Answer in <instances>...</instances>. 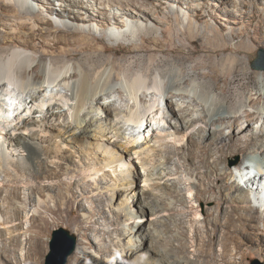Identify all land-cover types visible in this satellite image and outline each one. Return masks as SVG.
I'll list each match as a JSON object with an SVG mask.
<instances>
[{
    "label": "bare ground",
    "instance_id": "1",
    "mask_svg": "<svg viewBox=\"0 0 264 264\" xmlns=\"http://www.w3.org/2000/svg\"><path fill=\"white\" fill-rule=\"evenodd\" d=\"M55 1L62 2L59 11ZM169 1L183 7L181 0ZM198 1L202 8L192 18L202 29H178L167 15L170 23L162 27L154 19L163 16L165 3L158 0H0V264H43L40 221H46L40 212L87 220L84 200L93 190L105 195L118 236L109 247L104 236L110 230L99 226V253L80 241L70 264H244L251 255L264 258V111L251 108L264 98V72L240 58L264 48V0ZM121 17L154 21L163 36L154 27L129 28ZM112 26L122 29L121 37L108 34ZM179 82L191 90H173ZM215 94L224 98L215 102ZM164 99L169 117L158 111ZM199 121L207 128H196ZM207 132L212 138L205 143ZM178 151L187 169L173 181L169 166ZM234 156L245 159L231 165ZM70 174L88 180V189L78 193L71 181L66 193L55 192ZM177 204L192 205L189 228L181 234L171 216ZM106 211L101 220L108 219ZM31 212L35 236L26 238L28 248L20 253L24 215ZM149 214L157 218L147 234L139 221ZM163 219L174 225L168 227L179 245L165 243L156 228L167 224ZM88 224L79 222L77 232L94 247ZM185 230L194 233L196 255H185Z\"/></svg>",
    "mask_w": 264,
    "mask_h": 264
},
{
    "label": "rangeland",
    "instance_id": "2",
    "mask_svg": "<svg viewBox=\"0 0 264 264\" xmlns=\"http://www.w3.org/2000/svg\"><path fill=\"white\" fill-rule=\"evenodd\" d=\"M160 1H162L163 3H165L164 9H163V16L162 17H157L155 15V13H154V15H155L154 16L155 17L154 19H157V20L161 21L160 23H161V26L162 27H165V26H167L170 23V22L166 21V19H165L166 15L172 17V23L174 25H176V27L178 29H182V28H184V27H186V26H188L190 24L196 25V21H194V19L192 18V11L193 10H199V9H201L202 8V3L201 2H199L198 0H196V1H194V0H181L182 3H183V7H181V6H179L177 3L173 2V1H169V0H158V2H160ZM44 5L45 6H43V10L46 12V10H47V7L46 6H48V5L47 4H44ZM61 5H62V2L55 1V4H54L53 8L55 10H58L59 11L61 9ZM119 16H120V14H119ZM120 21L121 22L123 21V23H125L127 25V27H129V28L135 27V25L136 26H139V27H142V28L143 27L144 28H146V27H154L157 30L158 36L159 37H162L163 36L162 35V31H161V28L162 27H160V26L157 27L156 26V22H154V21H148V22H146L145 20H142V19H129V18H123V17L120 18ZM65 24L75 25L76 23H71V22L66 23L65 22ZM131 25H133V26H131ZM210 26H213V21L210 22ZM196 28H201L202 29V28H204V25L203 24H200L199 26L196 25ZM97 30H98V32H101L102 31L101 28H98ZM114 31H117V32H114ZM121 31H122V29H117V28H115V27L112 26V28H110V30H108V34L111 35V36L114 35V36H112L113 38L114 37H117L118 38V37H121V35H122ZM125 31H127V30L125 29ZM230 32H231V30H230V28H228V30L226 32V37H229ZM118 33L120 34L119 36H118ZM175 42H176L177 45H183V43L179 39H175ZM184 46H186V45H184ZM262 50L264 51V48L257 49V51L250 57L249 60H247L246 57H240V58H242L245 62H248V64H250V66L254 70L263 73L264 72V56L261 58L262 61H259L257 63V67L258 68H255L254 67V64L259 60V52L262 51ZM39 56H41V54H39ZM47 59L50 61L52 59V57H47ZM196 60H198V59H196ZM189 75H191V77L194 79L195 75H194V72L192 70L189 71ZM261 80H264V78L261 77ZM180 81H182V80H180ZM196 82H197L196 85L198 87L199 94L205 96L206 95V91L203 90L202 88H200L198 86V84H200V83L203 82V79H198ZM178 89L187 90V89H190V87H187V84H184L183 82H179V84H177V85L174 86L173 90H178ZM116 93L118 94V92H116ZM188 94H190V93H188ZM193 94L195 95L194 92L192 93V95ZM241 97H242V95H241V93H239V97L237 96V101H236L235 105L238 103V101H240ZM222 98H224L223 95H216L215 94V96H214L215 102L219 101ZM160 105L163 107V111L162 110L160 111V109L158 110L159 112H161L160 116L167 115L169 117L171 115L170 110H172V109L169 108V112L166 111V101H165V99L161 101ZM196 107L197 108H200V110H201V107H198V106H196ZM251 108H254L255 111L261 110V113H262L264 111V98H262V100H259V101L255 102V103H253L252 106H251ZM174 109H175L177 115L180 116L182 114V112L179 111V107H176L175 106ZM229 110H230V106L227 107V111L226 112L228 113ZM166 112H167V114H164ZM204 116H205V114H204ZM177 122H178V120H176V119H173L172 120V123L173 124L174 123H177ZM219 124H221V123H219V122L216 123V127L217 128L220 127V126H222V125H219ZM223 124H224V126H226L227 125V121L225 123H223ZM195 126H196V128H202V129L203 128L204 129L207 128L205 126V124L203 122H201V121L197 122L195 124ZM213 129L214 128H211V131ZM249 131H251V129L242 131L239 134V136L240 135L243 136L244 133L249 132ZM229 132L230 131H226V134H229ZM188 133H191V130ZM130 135L132 136V134H130ZM205 136H207L205 138V139H207V141L206 140H203V139H202V141H205V143H208L212 137L211 138L208 137L209 136V133L208 132H207V134ZM182 153H183L182 151H180V152L178 151V153L176 155L172 156V157H174V161L169 166V168H171L170 171H171V174H173V181L180 179L183 176V173H185V171L187 169L186 164H184L185 162L183 160V154ZM250 156L255 157V156H257V154L253 153ZM244 159L245 158L240 157V156H234L233 158H231L229 160V163L231 165H236V163L238 164V163L243 162ZM190 164L191 163H189V165ZM177 169L180 170L179 173H178V171H176ZM167 172H169V170ZM73 178L74 179H72V174L67 175V176H63V178L60 179L61 181H63V185L61 187H57L54 191L55 192L62 191L63 193H66L68 191V187H69L68 183H70L71 181L73 183L76 182V186L74 187V189H76V191L78 193H82L83 191H85V189H88V186H87L88 180L85 181L86 185H84L85 183H84V180H83L82 177L79 176V177H73ZM0 181H1V179H0ZM195 181L197 183V180H195ZM56 182L57 181H47V182H45V184L56 183ZM78 183H79V185H78ZM143 186H144L143 182L142 181L141 182L139 181L137 183V190H141L143 188ZM182 186L184 187L185 185H182ZM55 192H53V193H55ZM28 193L29 192L27 190L23 191L22 198L24 199L28 195ZM184 193L185 192H183L182 195H184ZM173 196L174 197H171V198L173 200H175L176 199V195H173ZM101 197H102L103 201H101L102 200ZM104 197H105L104 194L100 195L99 191L93 190V192L90 195V197L89 198H86V200H84V203L88 207V211H87V213L85 215H86V219L88 218L87 220H89L88 226L90 227V230H89V234L87 236V239L93 241L94 247L86 246L85 245L86 242H87L86 239L83 238L82 235H80L77 232V225L79 224V222L87 221V220L83 219V217L79 218L76 221L74 220L73 222H69L67 220V215H66V213L64 211H62V213L60 214V216H56L55 214H52L51 212H45V211H41L40 212L41 215L44 217L46 223H47L46 224L45 222L40 221V224L44 228L43 231H42V237L40 238V241L43 244V248L46 250L45 255H44L43 259H42V263L43 264H62L63 257L65 255V253L68 252V250L70 248V245L65 246V245L62 244L61 245L62 247L59 250V253L54 257V259L52 261H49V256L51 255V245L50 244L52 242L53 233H54L55 230L65 229L66 231L69 232L70 236H73V237L76 238V248H75V252L68 258L67 264H70V259L75 255L76 249L78 248V244L80 243V241H81V246H83V247L85 246V248L89 249L90 252L99 253L98 252L100 250V247H99L100 246L99 239L97 241L96 240V237H95L96 234H97L96 231H97V229H98L99 226L104 227V228L110 230V232L105 235L106 237L104 236V240L109 245V247H113L114 246L113 243H112V241L115 238H117L118 233H116L115 230H114L116 228V226L110 227V225L112 226L110 219H112V217H113V214H112L113 212H111L110 207L108 205L109 203L106 202V200H105ZM168 199L169 200H172L169 197H168ZM169 200H166V201H169ZM165 203H168V202H165ZM185 206L180 207V204H177V206L175 207V210L176 211L174 209H172V211H171V214H172L171 216H173L174 218H176V220H175V221H177L176 222L177 223L176 225L177 226L179 225V227L181 228L180 229L178 227L179 230H177L178 232H180V234L182 233V229L187 228V227L189 228V225H190L189 223H190V220H191L190 207L192 205L190 206L189 204H186ZM102 209H105V211L106 210L108 211V212L106 211L107 216H108V219L107 220H103V219L101 220V214H100V212H101ZM180 209L181 210L184 209V211H182V212L186 213V215L179 216L178 214L182 213V212L178 211ZM260 209H259V212H260V218H261V220H260L259 226L261 228H263L264 227V225H263L264 210H262V209L260 210ZM175 212H177V213H175ZM33 215H34L33 212H31L30 214L28 213L27 216L24 215V217H26L27 219L24 218V220H23V227L25 229L23 231L24 233H23V236L21 237V240H23L24 243H23V246H22L23 247V250L21 248L20 253H25L26 252L25 251L26 249H24V248H26V247L28 248V246H26L27 244H25V243H27L26 240H28L26 238H28V237L31 238V237H34L35 236V229H32V226L35 224V223H33L34 222L33 221ZM158 217L162 220V217L163 216H162V214L161 215L159 214ZM155 218H157V217H155ZM155 218L152 217L149 214V216L147 218L139 221L141 224L144 225L145 233L148 234V232L150 230L151 221H152V219H155ZM125 220L126 219H122L121 220L122 221L121 222V227H122V225H124ZM163 221L165 222L164 219H163ZM165 223H167V224L166 225L164 224V226L163 225L162 226H157L156 228L159 231L161 230L160 232H162V230H163L162 233H163V235L165 234L164 235V238H165V236L167 238V240L164 239V241H165L166 244H172V243L174 244L176 242L175 241V238L171 236L172 234L170 233L171 231L169 230L170 229L169 227H171V226L174 227V225H171L170 224V221H167V220H166ZM197 226H200L201 227L202 224L201 223H198ZM185 231L187 232L188 230H185ZM187 233H188V241H187V244H189V245H188V248H187V252L185 251L186 252L185 255H188V251L189 250L190 251H193V252H191V255H196V253H195L194 250H196L195 245L197 246V244L194 245L195 248L194 247H191L192 242H193L191 240V238L193 237V234L194 233L193 234L192 233H189V232H187ZM35 241H37V240L35 239ZM64 241H66V240H64ZM162 243L163 242H161V244ZM176 244L179 245L178 242H176L175 245ZM150 245H151V240L148 241V246H150ZM2 246H3V244L0 243V247H2ZM217 249L219 250V247H217ZM200 263H202V261ZM103 264H107V262H103ZM244 264H264V258H260V257L255 256V255H251V256H248L245 259Z\"/></svg>",
    "mask_w": 264,
    "mask_h": 264
},
{
    "label": "water",
    "instance_id": "3",
    "mask_svg": "<svg viewBox=\"0 0 264 264\" xmlns=\"http://www.w3.org/2000/svg\"><path fill=\"white\" fill-rule=\"evenodd\" d=\"M264 56V51L259 52V60L254 64L255 68L257 67V63L261 60V58ZM237 164V163H236ZM65 238V239H64ZM66 240V241H64ZM70 245V248L68 252L65 253L63 257L62 264H67L68 258L75 252L76 248V238L73 236H70L69 232L65 229L55 230L53 233V239L51 242V255L49 256V261H52L54 257L59 253V250L61 249V245Z\"/></svg>",
    "mask_w": 264,
    "mask_h": 264
}]
</instances>
